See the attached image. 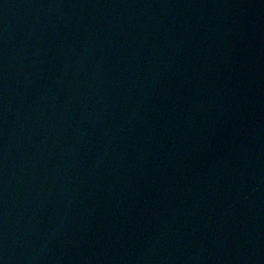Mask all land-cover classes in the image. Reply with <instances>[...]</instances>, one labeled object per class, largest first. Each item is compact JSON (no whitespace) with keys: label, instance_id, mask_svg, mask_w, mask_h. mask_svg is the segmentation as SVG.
I'll return each mask as SVG.
<instances>
[{"label":"water","instance_id":"95a60500","mask_svg":"<svg viewBox=\"0 0 264 264\" xmlns=\"http://www.w3.org/2000/svg\"><path fill=\"white\" fill-rule=\"evenodd\" d=\"M0 264H264V0H0Z\"/></svg>","mask_w":264,"mask_h":264}]
</instances>
